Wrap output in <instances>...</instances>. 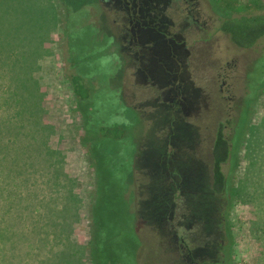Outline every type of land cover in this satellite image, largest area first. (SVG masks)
Segmentation results:
<instances>
[{"label":"rangeland","instance_id":"1","mask_svg":"<svg viewBox=\"0 0 264 264\" xmlns=\"http://www.w3.org/2000/svg\"><path fill=\"white\" fill-rule=\"evenodd\" d=\"M105 1L0 0V100L16 91L22 132L9 150L0 129V195L31 181L4 195L0 264H181L170 198L209 185L198 158L218 119L231 149L223 262L264 264V37L236 48L215 11L264 14V0ZM33 79L39 113L26 119ZM97 125L126 135L97 140Z\"/></svg>","mask_w":264,"mask_h":264},{"label":"trees","instance_id":"2","mask_svg":"<svg viewBox=\"0 0 264 264\" xmlns=\"http://www.w3.org/2000/svg\"><path fill=\"white\" fill-rule=\"evenodd\" d=\"M217 3V2H216ZM218 4V3H217ZM219 8H221L219 6ZM220 15V20L218 21V30L225 34L230 42L239 49H251L253 48L258 41L264 37V14L258 15H237L234 16L229 12H223L221 9L218 10L215 8ZM66 15L65 19V32L70 31L68 17L70 16V9L67 8L64 11ZM82 75V74H81ZM81 75H72L70 77V83L72 87V92L80 103H89L85 102L89 100L91 97L92 91L88 84L85 82L84 78ZM4 81L2 75L0 74V83ZM34 81V79H33ZM6 99L3 101L0 100V108L3 113H5V118H0V129L4 133L6 137V144H12L8 147L9 150L16 148V139H20V126L18 122L21 121L19 113L20 104L17 101L16 91L5 86ZM31 89L30 100L26 108L27 118L29 119L33 114H37L38 112V101L40 98V94L36 93V89L38 86L36 85V81ZM13 109V112L11 111ZM1 116V114H0ZM9 123V127L6 125L5 121ZM39 120V119H38ZM97 124V123H96ZM104 125V124H101ZM95 133L97 134V140L107 139V140H121L126 135V130L118 127V126H98L95 129ZM14 137V135H16ZM10 136V137H9ZM11 139V140H9ZM15 140V141H13ZM100 141L94 143L97 144ZM43 145V144H42ZM8 153V150H7ZM199 164L200 166L208 172L209 176V185L206 189L201 190H188L183 189V193H185L186 197L188 193L192 194L193 202H197L200 204V210L197 214H193V212L189 211L188 206L191 204H182L180 203L181 198L183 199V193L181 191H176V193L170 198L169 204L172 208L177 209L179 212L178 218H171V215H167L169 219V224L172 225V230L176 233L179 231L178 235H181L183 240V249L193 255L195 253L198 257L201 258L200 264H224L223 255L221 252L222 247V239L224 234H226V229L228 227L226 221V199H225V187H226V174L224 172V166L228 163L231 155L230 143L227 139L225 124L222 120H216L214 123V132L211 140L208 142V146L203 149L200 153ZM55 157V154H54ZM197 159V158H196ZM195 160V158H194ZM16 167L15 170H10V174H13V177L16 178L15 174L18 170H20V164L14 163L11 167ZM175 170V169H172ZM173 175L178 179L180 178V174L176 171H172ZM18 179V178H16ZM19 180V179H18ZM3 179L0 178V190H2L1 185ZM9 181V180H8ZM9 181V186H10ZM31 181L24 183L22 185L13 182V190L14 193H5L6 195L11 196L16 199L18 197L27 195L30 190H28V186ZM27 187V191L23 190V187ZM22 187V189L17 190L16 188ZM4 187V186H3ZM5 188V187H4ZM179 188V187H177ZM7 189V188H6ZM4 193V192H3ZM2 194L0 195V212L1 209H4V212H7L6 202L10 201L7 197ZM30 194V193H29ZM34 194V193H32ZM4 200V201H3ZM32 202V201H31ZM30 202V203H31ZM11 203V201L8 203ZM78 203V201H77ZM182 206L184 210L188 212V214L183 215V219L180 220V211L179 207ZM32 207V204L31 206ZM34 208H36L34 206ZM170 212V214H171ZM4 217L2 214H0ZM1 217V220L3 219ZM3 221V220H2ZM7 224V221H6ZM7 226V225H6ZM7 227H2L0 232ZM178 229V231H177ZM10 230V228H9ZM11 233H15L10 230ZM2 233H0V259L4 256V250L6 245V237H4ZM178 237V236H177ZM178 239V238H177ZM26 242H31L32 240L23 239ZM35 254L34 249H30V251L26 254V256L30 257Z\"/></svg>","mask_w":264,"mask_h":264},{"label":"flooded vegetation","instance_id":"3","mask_svg":"<svg viewBox=\"0 0 264 264\" xmlns=\"http://www.w3.org/2000/svg\"><path fill=\"white\" fill-rule=\"evenodd\" d=\"M101 1H104L105 3H109L108 1H105V0H101ZM172 229V225H169ZM178 231V229H177ZM182 234L181 235H178V239H177V248H178V252L176 250V257H177V260H179L181 262V264H200L201 263V258L198 257V255H196L195 253L190 254V253H187L184 249H183V240L181 238Z\"/></svg>","mask_w":264,"mask_h":264}]
</instances>
